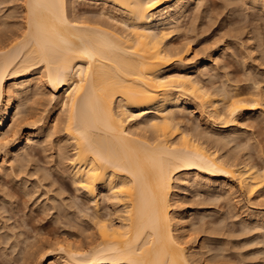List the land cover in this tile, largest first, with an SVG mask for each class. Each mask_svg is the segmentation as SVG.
Masks as SVG:
<instances>
[{"label":"bare ground","instance_id":"1","mask_svg":"<svg viewBox=\"0 0 264 264\" xmlns=\"http://www.w3.org/2000/svg\"><path fill=\"white\" fill-rule=\"evenodd\" d=\"M24 2L23 29L0 41L2 164L13 167L61 122L73 145L67 162L75 186L97 207L99 193L113 205L110 216L98 208L99 237L89 244L45 239L41 264H213L193 235L185 191L238 186L260 204L264 171L219 151L238 137L246 104L264 113L263 90L211 89L201 75L217 55L197 59L190 46L169 43L165 27L197 0H103L104 18L77 14L71 0ZM43 87L50 115H63L17 118L15 109ZM188 102L207 135L176 117Z\"/></svg>","mask_w":264,"mask_h":264},{"label":"rangeland","instance_id":"2","mask_svg":"<svg viewBox=\"0 0 264 264\" xmlns=\"http://www.w3.org/2000/svg\"><path fill=\"white\" fill-rule=\"evenodd\" d=\"M71 1L77 14L104 18L103 0ZM255 2L197 0L165 27L169 43L190 46L197 59L217 55L201 75L207 87L231 94L239 90L247 96L257 88L264 92V6ZM24 6V0H0V41L23 29ZM26 98V104L15 109L20 111L17 118L63 115L60 111L50 115L52 100L46 87ZM256 105L246 104L238 137L219 153L264 171V113ZM176 114L188 131L207 135L209 126L191 102ZM60 123L50 137L30 145L13 167L2 164L5 156L0 150V264H41V246L48 238L87 245L99 237L94 224L97 210L105 216L113 212L107 197L99 193L97 207L75 186L67 162L73 145ZM23 125L27 129L26 122ZM260 193L263 200L258 205L238 186L232 193L212 183L185 191L193 235L205 242L213 264H264V224L259 222L264 191Z\"/></svg>","mask_w":264,"mask_h":264}]
</instances>
